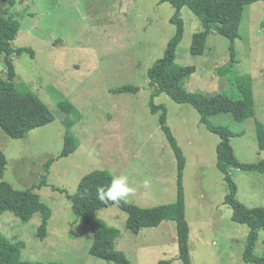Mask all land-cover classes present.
<instances>
[{
  "label": "rangeland",
  "instance_id": "rangeland-1",
  "mask_svg": "<svg viewBox=\"0 0 264 264\" xmlns=\"http://www.w3.org/2000/svg\"><path fill=\"white\" fill-rule=\"evenodd\" d=\"M6 6L0 1V8ZM175 12L171 4L160 0H16L11 8L9 18L20 23L12 47L34 52V56L27 52L12 56L14 82L22 92L34 93L56 116L54 122L22 139L0 128V150L8 160L4 180L24 190L47 176L45 186L36 190L52 210L46 239L38 236L39 213L26 223L10 212L0 218V231L24 243L23 260L114 264L90 254L93 232L73 213L67 195L59 192L64 189L74 194L80 179L91 171L105 169L115 178L127 177L132 191L124 200L139 207L176 202L178 163L159 124L160 114L150 109L151 95L156 93L154 102L166 109L167 125L186 160L182 185L192 264H255L243 259L249 228L232 219L233 210L225 203L229 188L217 167L220 137L200 123V114L192 105L177 103L150 85L148 70L164 56L176 34L177 25L171 21ZM180 18L185 31L176 50V64L196 67L183 87L236 99L235 78L250 75L254 116L240 121L231 113H220L211 121L234 133L230 143L240 162L264 160L256 132V121L264 124V3L244 7L234 61L230 41L217 33L209 35L204 54L194 55L193 34L203 24L188 7L181 10ZM6 77L5 57L1 56L0 79ZM126 84L140 87L139 93H111ZM62 100L70 101L82 118L72 129L79 148L69 157L58 158L66 132L58 108ZM49 159L54 162L47 173ZM231 177L239 202L264 207V172L234 170ZM97 216L119 231L115 247L131 264L162 260L183 264L174 221L136 234L127 229V214L118 206L103 208ZM258 233L254 254L261 256L264 232Z\"/></svg>",
  "mask_w": 264,
  "mask_h": 264
},
{
  "label": "trees",
  "instance_id": "trees-1",
  "mask_svg": "<svg viewBox=\"0 0 264 264\" xmlns=\"http://www.w3.org/2000/svg\"><path fill=\"white\" fill-rule=\"evenodd\" d=\"M7 3L6 7L0 8V57H5L7 77L0 79V128L10 137L15 139L24 138L30 131L47 126L55 121L56 116L42 100L32 92H22L14 80L16 71L12 56L15 53L27 52L34 56L30 48L12 47L20 30V23L9 18L11 8L16 0H0ZM161 3L171 4L176 12L171 21L177 25L176 34L169 41L164 56L158 59L148 70L147 75L150 85L156 92L166 93L172 100L180 104L192 105L200 114V123L211 133L220 137L217 146V167L224 174L229 192L225 197V203L232 210V219L249 228L246 249L243 254L245 262L264 264V253L261 256L254 254L259 230L264 232V207H248L237 200V187L231 174L234 170L248 172H264V160L258 163H242L238 160L230 143V137L234 135L227 127L216 125L211 117L220 113H231L240 121L254 116V93L252 77L250 75L237 76L235 86L238 90V98L234 99L223 93L191 92L183 87L185 79L190 78L195 72L194 66H180L176 64V50L182 41L185 26L180 18L181 10L188 7L202 22L203 29L193 34L191 52L194 55H202L205 52L207 40L210 34L217 33L230 41L229 51L234 61L236 56L235 42L241 37L244 7L246 5L263 2L264 0H160ZM223 68V67H221ZM220 69V68H219ZM218 69V71H219ZM140 87L126 84L111 90V93L138 94ZM156 93L151 95L150 109L153 113H159V124L166 134L170 146L175 152L178 163V197L171 204L157 205L142 208L126 200L118 204L109 201L103 203L99 200L97 189L105 191L111 185L115 176L105 169L94 170L85 174L79 181L74 194L65 193L64 189L59 192L66 194L72 204L73 213L83 220L93 232V243L90 254L114 264H131L127 255L115 247L119 238V231L107 225L97 216V212L110 206H118L127 214L126 227L133 233H138L143 228L157 227L164 221H174L177 228V240L179 259L183 264H192L189 239L190 226L186 219V205L182 185L185 157L170 127L167 125V111L164 107L156 105L154 99ZM62 111V123L65 126V143L58 158L69 157L80 146L79 140L73 134V127L81 120L79 110L68 100L58 103ZM256 132L259 149L264 151V124L256 121ZM54 162L49 159L45 165L46 172ZM8 160L0 150V218L5 212H10L23 223L30 221L39 213L42 223L38 228V236L44 240L47 237L49 220L52 210L42 202L41 196L36 192L45 186L47 176L42 177L38 185H33L24 190H16L5 178ZM57 191L56 187H52ZM22 241H13L0 231V264H66L63 262H32L22 259L24 248ZM171 260H162L157 264H171Z\"/></svg>",
  "mask_w": 264,
  "mask_h": 264
},
{
  "label": "clouds",
  "instance_id": "clouds-1",
  "mask_svg": "<svg viewBox=\"0 0 264 264\" xmlns=\"http://www.w3.org/2000/svg\"><path fill=\"white\" fill-rule=\"evenodd\" d=\"M145 184H147V181H145ZM131 191L132 189L127 183V177L121 176L112 180L107 191L102 187L98 188L97 194L99 200L103 203L111 201L118 204L121 200L125 199Z\"/></svg>",
  "mask_w": 264,
  "mask_h": 264
}]
</instances>
